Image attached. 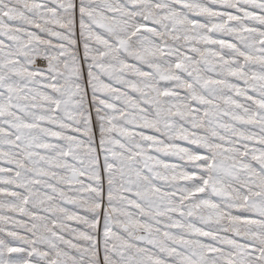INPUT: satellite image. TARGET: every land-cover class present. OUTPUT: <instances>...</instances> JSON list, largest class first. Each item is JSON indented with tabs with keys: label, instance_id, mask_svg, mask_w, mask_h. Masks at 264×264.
<instances>
[{
	"label": "rangeland",
	"instance_id": "obj_1",
	"mask_svg": "<svg viewBox=\"0 0 264 264\" xmlns=\"http://www.w3.org/2000/svg\"><path fill=\"white\" fill-rule=\"evenodd\" d=\"M0 264H264V0H0Z\"/></svg>",
	"mask_w": 264,
	"mask_h": 264
}]
</instances>
